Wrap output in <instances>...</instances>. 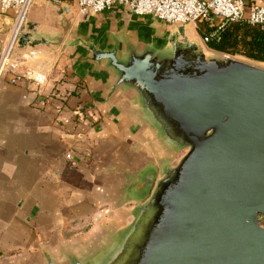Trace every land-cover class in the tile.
<instances>
[{
	"label": "water",
	"instance_id": "95a60500",
	"mask_svg": "<svg viewBox=\"0 0 264 264\" xmlns=\"http://www.w3.org/2000/svg\"><path fill=\"white\" fill-rule=\"evenodd\" d=\"M174 26L78 40L154 152L123 194L129 220L45 264H264V68Z\"/></svg>",
	"mask_w": 264,
	"mask_h": 264
},
{
	"label": "crops",
	"instance_id": "0c3cea01",
	"mask_svg": "<svg viewBox=\"0 0 264 264\" xmlns=\"http://www.w3.org/2000/svg\"><path fill=\"white\" fill-rule=\"evenodd\" d=\"M41 2L48 16L26 19L18 80L11 73L0 77V264H45L47 256L61 261L129 220L133 203L123 194L154 152L126 100L109 93L78 40L101 48L117 36H149L156 25H170L124 7L80 17L63 2L72 21L64 34L57 6ZM11 24V11L0 12V51ZM27 72L46 80L38 86Z\"/></svg>",
	"mask_w": 264,
	"mask_h": 264
},
{
	"label": "built area",
	"instance_id": "2783aa9c",
	"mask_svg": "<svg viewBox=\"0 0 264 264\" xmlns=\"http://www.w3.org/2000/svg\"><path fill=\"white\" fill-rule=\"evenodd\" d=\"M43 1L62 4L60 0ZM32 2L0 0V12L12 13L8 39L0 51V77L11 73L12 82L18 80L16 70L25 59L14 47L18 38L27 32L26 15ZM72 4L80 17L124 7L135 15H151L168 25L188 24L199 34L205 46L220 39V33L228 22L245 20L264 31V1L248 5L247 0H73ZM27 77L38 86L46 80L45 74L40 72H27ZM76 115L83 117V112L77 110Z\"/></svg>",
	"mask_w": 264,
	"mask_h": 264
},
{
	"label": "trees",
	"instance_id": "16d2710c",
	"mask_svg": "<svg viewBox=\"0 0 264 264\" xmlns=\"http://www.w3.org/2000/svg\"><path fill=\"white\" fill-rule=\"evenodd\" d=\"M207 46L219 53L239 54L255 61H264V31L245 20L228 22L220 33V39L208 42Z\"/></svg>",
	"mask_w": 264,
	"mask_h": 264
},
{
	"label": "rangeland",
	"instance_id": "374dc122",
	"mask_svg": "<svg viewBox=\"0 0 264 264\" xmlns=\"http://www.w3.org/2000/svg\"><path fill=\"white\" fill-rule=\"evenodd\" d=\"M60 1H62V4L54 3V2H51V1H48V3L51 4V5H56L57 6V8L55 10V17L60 20V22L62 24V31L65 34L66 33V26L68 25L69 20H70V22H72V21H71V18H69V20L66 19L65 16H68L69 12L65 13L63 8L61 7V5H63L64 1H66V3H72L73 0H60ZM253 2H255V0H247V4L248 5L253 3ZM43 4L44 3L41 2V0H33L32 4L30 5V7L28 9V12H27V15H26V19L29 20V19H33L35 17H44V18H46L48 16V13H47L46 7H43ZM200 26L203 27V25H200ZM167 28L168 27L165 26V25H156V29H155L153 34L162 37V36H164L165 31L167 30ZM169 30H170L169 33H174L175 31H179V28H178V26H174V27H171V29L169 27ZM198 32H200V31H198ZM27 34H28V26H27V32L24 35H21L18 38V41H17V43H16V45L14 47L15 51H17V48L20 49L22 47V45L19 46V44L22 41H24L25 35H27ZM183 35L186 36V37H194L197 41L200 39L199 34L195 33L192 28H184ZM207 48H208V46H207ZM221 54H223V53H221ZM225 55H227V54H225ZM228 56H230L232 58H235V59H238V60H241V61H244V62H247V63H250L252 65L264 68V61H255V60L246 58V57H244L242 55H239V54L228 55Z\"/></svg>",
	"mask_w": 264,
	"mask_h": 264
}]
</instances>
